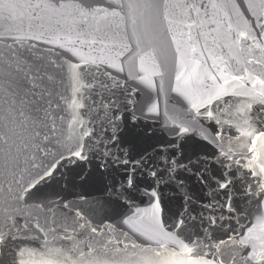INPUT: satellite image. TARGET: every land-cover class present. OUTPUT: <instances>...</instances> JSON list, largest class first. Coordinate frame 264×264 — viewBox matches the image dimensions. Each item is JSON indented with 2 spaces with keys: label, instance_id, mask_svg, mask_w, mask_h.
Wrapping results in <instances>:
<instances>
[{
  "label": "water",
  "instance_id": "1",
  "mask_svg": "<svg viewBox=\"0 0 264 264\" xmlns=\"http://www.w3.org/2000/svg\"><path fill=\"white\" fill-rule=\"evenodd\" d=\"M9 2L15 7L0 8V223L6 216L23 223L29 215H40L43 223L52 208L58 216L67 214L71 225L79 211L103 228L97 240L116 237L132 252L150 244L140 233L152 235L162 228L181 232L180 239L210 236L207 242L219 245L229 236L238 238L241 231L247 234L264 216V196L251 195L248 187L251 169L237 172L235 164L219 157L220 151L231 148L234 159L245 154L251 158L247 153L251 137H241L237 127H248L244 120L251 113L244 105L252 103L254 109L259 105L252 96L236 95L253 89L250 79L233 81L231 76L264 80V31L256 27L264 22V0H151V8L145 7L148 0H118L123 9L116 5L107 16L98 13L86 20L76 8L77 0ZM130 2L136 6L128 8ZM221 69L229 78L227 94L207 109L193 108L209 89L223 84ZM74 74L79 75L78 83L72 80ZM50 76L61 83L58 91L69 104L77 101L75 105L44 95L52 91ZM76 87L80 91H74ZM261 87L256 84V91ZM49 99L54 101L51 109ZM42 109L55 119L54 137L51 121L44 126ZM207 111L214 112L213 118ZM114 115L119 119L110 123ZM37 129L42 132L39 140L50 136L46 142L50 155L40 156L60 161L53 175L37 186L43 212L35 207L37 189L24 193L30 180L35 183L28 157L36 151L31 145ZM82 130L94 134L85 137ZM114 131L119 149L109 140ZM173 143L183 146L185 157H192L190 167L196 173L179 170L183 190L163 174V157L171 161ZM69 149L81 151L83 158L72 156ZM61 153L69 159L60 160ZM144 153L154 162L148 167L136 163ZM218 157L231 167L222 168ZM153 167L155 177L150 174ZM199 172H204L203 179ZM224 175L232 184L220 189L213 177L224 182ZM130 177L131 194L118 197ZM259 179L264 183V177ZM109 197L119 203L108 204ZM156 203L158 210L153 209ZM181 213L186 221L183 230L173 227ZM125 219L128 225L120 223ZM219 246L224 253L238 247L231 241ZM112 247L124 245L114 240ZM121 255L108 252L115 259Z\"/></svg>",
  "mask_w": 264,
  "mask_h": 264
},
{
  "label": "snow or ice",
  "instance_id": "2",
  "mask_svg": "<svg viewBox=\"0 0 264 264\" xmlns=\"http://www.w3.org/2000/svg\"><path fill=\"white\" fill-rule=\"evenodd\" d=\"M116 5L121 9L125 7L123 4H118V0H77L76 8L80 16L86 20L89 16H95L98 13H103L104 16H107L109 14L108 9ZM48 6L45 5V7ZM63 6V4L60 5V7ZM135 6L131 2L127 4L128 8ZM153 6L154 4L151 0L145 3V7L151 8ZM14 7L15 4L10 3L9 0H3V3H0V8L5 10ZM35 7H40V4L35 5ZM256 27L264 31V22L256 25ZM240 35H244V33ZM13 39L17 38L14 37ZM253 39L255 38L253 37ZM246 78L250 79L253 84V89L250 92L236 93V95L252 96L253 100L259 106L254 109L252 103H246L244 105L251 113L249 119L253 123L249 124V119H245L244 124L248 125V127L238 126L237 131H239L241 137H251L250 147H247L245 143L240 144L241 147H247V153L251 154V158L248 159L245 154L240 159H234L230 155L232 152L231 148L228 151H220L219 157H224L226 160L231 161L232 164H235L237 166V172L241 168L251 169L250 175L252 180L248 181V187L252 189L251 195L259 194L260 196H264V183L260 182L259 179L260 177H264V80H258L254 76H231V80L233 81H243ZM179 79L180 77L177 76V80ZM209 79L215 80L216 77L210 76ZM220 79L223 80V84L214 85L213 88L208 90L206 98L192 104L193 108L199 109L200 107H204L207 109L214 101H220L221 97L227 94L225 85L229 83V78L223 69L220 70ZM49 80L52 82V91L45 92L44 95L59 96L65 104H69L68 98L64 93L58 91L62 86L61 83L57 82L51 76ZM72 80L78 83L79 75L74 74ZM256 84L262 85L259 92L255 89ZM74 91H80V87L74 88ZM47 102L49 109H51L54 101L49 99ZM76 103L77 101L73 99L69 107ZM42 110L45 112L44 126L48 127L47 122L49 120L51 121L52 127L49 131L51 136L54 137L56 135L55 119L48 109ZM240 110L238 109V111ZM148 111L151 112V109H148ZM207 115L209 118H213L214 112L207 111ZM118 119L119 117L114 115L110 123H114ZM114 127L118 128L119 125H114ZM182 131H186V129ZM93 134L87 130H82V135L85 137ZM41 135L42 132L37 129L31 145L36 151L28 157L30 168L35 170L34 174L30 172L29 175L32 177V180H35V183H32L30 180L28 186L24 188V193L30 194L32 193V189H37V192L33 194L36 198L35 207L43 212L45 203L40 196L37 186L53 175L60 161L56 160L55 157L49 161L40 156L41 153L44 154V157L50 155L46 143L50 142V136L43 135V140H39ZM237 139L239 140V137ZM109 140L113 141L114 146L119 149L120 143L115 135V131L113 136L109 137ZM78 147L83 148V145L79 144ZM169 147L173 149L171 161L169 162L167 155L163 157V174L168 175L169 181L175 180L177 188L183 190L185 183L180 176L179 170L183 169L184 171L192 173L190 165L193 164V160L191 156H184V148L182 145L173 143ZM191 147L188 146L189 150H191ZM69 151L72 156L83 158L81 151H73L71 149ZM219 157L216 162L222 168L231 167L230 164H225V159H219ZM185 158L188 161L187 163L183 162ZM64 159L69 158L64 157L61 153L60 160ZM245 159H248L247 164L243 162ZM127 162V160L124 161V163ZM136 163L148 167L154 162L151 155L144 153ZM196 163H201L199 157H197ZM203 163L205 164L204 172H206L208 171L207 161H203ZM197 171L199 170L197 169ZM204 172H199L200 179H203ZM150 174L154 177L158 175L154 167L150 169ZM213 179L220 189H227L232 184L228 175L223 176L224 182H220L215 177ZM121 187L123 188V185ZM133 187V179L130 177L127 180V188H123V191L117 193V196H129L131 194L129 190ZM115 188L116 185L113 183L111 190L114 192ZM249 194L246 189L245 195L247 196ZM152 195L156 196L157 193L153 192ZM185 195L187 196V193ZM228 198L231 200V194H229ZM20 199H24V197L21 196ZM106 202L110 205L119 203L118 200L113 201L111 197ZM64 208L70 209V205L65 203ZM153 209L158 210L159 204H153ZM228 209L230 212L232 211L233 205L231 203L228 204ZM48 212L51 215H44L43 223H41L40 215H29L23 223L13 219L11 216L5 217L4 221L0 223V264H264V216L257 220L256 225L248 229L247 234L241 231L238 234V238L229 236L228 241H231L232 244L238 247L229 249L227 253L221 252L219 246L228 242L223 239L219 241V245L215 242L208 243L207 241L210 240V236H205L203 239L198 237L196 240H192L190 236H185L180 239L178 237L181 235V232H165L162 228H160L158 233H153L152 235L140 233L139 235L148 240L150 244L147 247H141L139 251L129 252L128 245L124 240L116 237L106 238L103 243L97 240L96 237L103 231V228L99 224L93 223L91 217L86 218L79 211L76 212L71 225L68 223L69 216L67 214L58 216L52 208H48ZM184 217L185 214L181 213L173 227L183 230L186 225ZM120 223L128 225L129 220L125 219ZM215 223V219L210 220V224L215 225ZM207 231L205 229L206 233ZM229 231L236 230L229 229ZM72 233H76V236H73ZM124 235L126 236L127 234L124 233ZM114 240L117 244L124 245L123 249L119 247H112L110 249L109 246L113 244ZM170 245H174V247H170ZM131 248L135 250L137 245L132 243ZM249 248L250 251L248 250ZM109 250L114 254L122 253L120 259L108 257ZM245 252L246 254H243ZM36 257H39V259H36ZM105 257L108 258L105 259ZM222 257L225 258L222 259Z\"/></svg>",
  "mask_w": 264,
  "mask_h": 264
}]
</instances>
